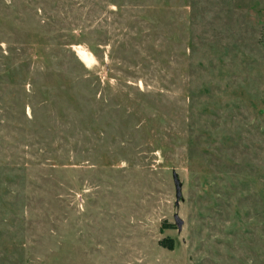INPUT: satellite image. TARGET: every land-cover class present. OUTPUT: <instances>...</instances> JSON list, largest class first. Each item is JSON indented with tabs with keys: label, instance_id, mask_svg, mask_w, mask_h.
I'll return each instance as SVG.
<instances>
[{
	"label": "rangeland",
	"instance_id": "rangeland-1",
	"mask_svg": "<svg viewBox=\"0 0 264 264\" xmlns=\"http://www.w3.org/2000/svg\"><path fill=\"white\" fill-rule=\"evenodd\" d=\"M0 264H264V0H0Z\"/></svg>",
	"mask_w": 264,
	"mask_h": 264
},
{
	"label": "water",
	"instance_id": "water-1",
	"mask_svg": "<svg viewBox=\"0 0 264 264\" xmlns=\"http://www.w3.org/2000/svg\"><path fill=\"white\" fill-rule=\"evenodd\" d=\"M173 180H174V185H175V190H176V203H178L180 197L182 196V185L175 172H173ZM175 219H176V224L178 226V229H181L183 220L180 217H178L177 214L175 215Z\"/></svg>",
	"mask_w": 264,
	"mask_h": 264
},
{
	"label": "bare ground",
	"instance_id": "bare-ground-1",
	"mask_svg": "<svg viewBox=\"0 0 264 264\" xmlns=\"http://www.w3.org/2000/svg\"><path fill=\"white\" fill-rule=\"evenodd\" d=\"M83 60H85V58H86V56L85 55H83V57H81Z\"/></svg>",
	"mask_w": 264,
	"mask_h": 264
}]
</instances>
